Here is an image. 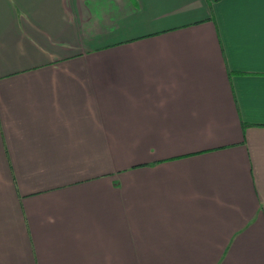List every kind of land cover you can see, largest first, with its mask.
Segmentation results:
<instances>
[{
    "label": "crops",
    "instance_id": "crops-1",
    "mask_svg": "<svg viewBox=\"0 0 264 264\" xmlns=\"http://www.w3.org/2000/svg\"><path fill=\"white\" fill-rule=\"evenodd\" d=\"M0 264H264V0H0Z\"/></svg>",
    "mask_w": 264,
    "mask_h": 264
}]
</instances>
